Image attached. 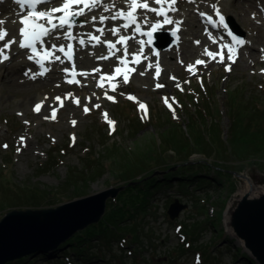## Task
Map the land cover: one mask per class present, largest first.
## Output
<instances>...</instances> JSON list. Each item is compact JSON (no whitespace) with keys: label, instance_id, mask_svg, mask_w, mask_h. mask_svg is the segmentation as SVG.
Returning <instances> with one entry per match:
<instances>
[{"label":"rangeland","instance_id":"obj_1","mask_svg":"<svg viewBox=\"0 0 264 264\" xmlns=\"http://www.w3.org/2000/svg\"><path fill=\"white\" fill-rule=\"evenodd\" d=\"M127 2L120 6L116 0L114 6L118 10H124ZM229 3L235 14L241 18L239 20L234 16L236 22H242V24L238 23V29L245 34L249 45L244 50L243 62L240 60L237 65L231 64L229 60L220 64L209 61L202 49L201 40L197 38L201 35V28L197 32L198 35L194 36L187 32V25L181 24L182 29L178 31L180 39L178 45L170 49L167 48L169 44L164 46V49L168 50L167 53L174 52L173 63L177 68H180L179 71H174L175 76H170L171 72H168L165 66L162 67L164 71L162 78L155 80V61H150L147 69L141 71L143 73L147 71L150 80L152 78L149 85H141L138 79L143 75H139L135 76L131 84L123 85L116 92L96 89L90 91L89 87L79 88L82 92H69L70 87H59L60 81H52L51 91L45 92L42 89L41 94L47 100L53 98L56 103L52 102L54 106L49 105L40 116L36 115L32 107L33 103L37 101L36 99L31 100L28 108L16 105V101L20 100V97L16 98L11 105L0 104V181L14 189L8 190L5 186L0 188V220L7 212L13 210L57 208L87 195L101 193L112 186H122L124 182L114 179V176L108 171L104 176L90 181L86 185L81 180V176L90 166V161L95 164L99 155L108 157L105 147L113 143L120 145L124 151L128 152L131 160L147 161L151 159L152 161L157 154V143L163 140L162 134L164 128L167 127L168 118L173 117L176 121H180L184 129H187L191 123V117L198 118L200 109L206 108L205 104L210 106L212 112V114H205L207 122L210 124L215 120L214 124H216L218 121L222 140L226 142L231 126V114L228 108L230 93L236 89L241 93L242 99L246 97L247 100H250L256 93H264V57L259 49L264 46V39L258 43L264 31V25L261 24L260 19H254L259 1L234 0ZM202 7L205 6L201 2H197L195 5H186L184 14L187 21L185 23L191 20V16L196 18V12ZM224 7L227 11V4H224ZM1 11L2 9H0ZM102 11H105L104 8L97 10L96 16L99 19L101 16L112 17V13L102 14ZM172 15L179 17L177 12ZM92 17L89 18L90 22H93ZM98 25L95 24V27ZM99 27H103L101 23ZM166 32L171 31L166 29ZM187 44L198 49V53L187 59L188 63L181 53ZM94 50L103 53V44L97 49H92V51ZM165 50L162 51L163 54L159 61L165 55ZM85 53L87 52H80L78 57ZM250 55H252L251 58H249ZM196 59L206 60L207 65L195 68ZM14 61L9 67L14 65ZM182 62H186L188 66L191 65L192 71H189L188 67H183L184 70L180 66ZM24 66V64L19 65L18 68L20 76L26 79L23 76L26 69ZM229 66L231 71H226ZM94 67H96L95 63L92 62L86 68L93 69ZM94 83L97 85V81ZM158 84L164 87L158 88ZM66 92L75 96L68 97L65 106L61 107L56 98L57 95H63ZM106 94L114 97V101L107 99ZM165 98H168V104L165 103ZM77 99H79L78 104ZM141 104L146 106L145 110H141L139 107ZM95 105H99V107ZM85 107L89 109L87 114L84 111ZM52 110L59 111L60 116L56 122L49 121L52 119ZM45 117L49 118L45 119ZM153 118L154 122L152 123ZM162 119H166L164 126H161ZM73 121H75V125H73ZM111 124L116 125V129H111ZM141 125L144 128L141 131L137 130L135 126L141 128ZM200 128L204 129L201 123ZM73 137H75L74 141ZM4 145L7 147L5 148ZM217 156L216 153L210 155L195 153L191 155V160L201 161L204 164L206 161L217 162L219 160L231 168L240 165L224 154L222 159ZM166 158L171 160L172 171L178 170L179 165H176L181 160L176 156V152L170 150ZM112 163L113 160L108 158L103 162L108 168ZM210 168L212 170L210 172L204 170L202 176L220 180L221 178L213 172L215 166ZM82 171L84 172L82 173ZM165 174L166 172L157 173L159 177ZM236 174L237 191L232 197L228 194L229 191L221 192L217 187H211L205 191L198 190L194 185L186 188L185 192H181L177 187L179 180L171 179V188L161 190L154 195V209L142 220L143 229L140 228V232L144 234L145 251L141 253V256L139 253L135 255L133 252L131 255L129 252L132 251L131 247L128 245L121 247L120 242L115 241L112 251L110 248L100 247L87 251L85 255L91 258L89 261L79 260L72 252L63 249L58 254L59 258L56 254V257L52 259H49L51 257H41V254H32L28 256L27 264L33 261V264H134V262L139 264H237L234 261L237 251L241 255L239 250L243 248V252H245L243 244L227 231L219 237L221 229H226L224 212L230 204L234 207L237 204L235 200L241 198V179ZM238 174L248 175L260 188L264 189V169L259 166L246 165ZM200 175L197 174V176ZM73 179H76L77 183H80L79 186L86 190V196H73L77 188L74 185H69ZM28 187L34 191H47L49 194L44 199H38L36 203H28L29 201L25 197L14 198V196L24 194V191L21 190ZM210 196L211 199H208ZM176 201L186 205V208L175 220H171L168 211ZM209 216L215 219V228L211 224L206 226ZM198 223H203V226L200 225V227H196L197 230H194V225ZM185 227L188 228V232H194L201 239L192 241L191 236L185 233ZM203 230L204 232H202ZM212 242H216L219 246L218 250L224 248L223 256L217 260L214 257L212 260H207L210 257L209 254L205 255V252L200 249L201 246H207ZM228 245L230 248L227 249ZM48 253L53 254L52 251ZM212 253L217 255V248L212 249ZM115 255L121 259L116 258L115 260ZM66 257H70L68 262Z\"/></svg>","mask_w":264,"mask_h":264},{"label":"trees","instance_id":"obj_2","mask_svg":"<svg viewBox=\"0 0 264 264\" xmlns=\"http://www.w3.org/2000/svg\"><path fill=\"white\" fill-rule=\"evenodd\" d=\"M229 97L228 108L231 114V126L226 142L222 140L221 127L218 121H216V124H214L215 120L210 124L207 122L205 114H212V112L210 106L205 104L206 108L200 109L198 118L196 116L194 118L191 117V123L187 129H184L180 121H176L173 117L168 118L167 127L164 128V133L162 134L163 140L157 143V154L152 161L151 159L147 161L131 160L129 153L115 143L106 146L108 157L99 155L95 164L90 161V166L86 168L85 172L82 171L84 173L81 176V180L86 185L90 181H95L104 176L106 171H108L114 176V179L124 182L122 187L125 188L115 200L108 202L107 212L99 224L78 233L66 244L55 250L53 254H56L57 258H59L58 254L60 251L66 249L76 255L79 260L89 261L91 258L85 255L87 251L96 247L110 248L112 251L113 243L119 241L124 247L128 245V247L132 248V251H129L131 255L139 253V256H141V253L145 251L143 246L144 234L140 232L142 220L154 209V195L161 190L171 188V179L179 180L177 187H179L181 192H185L186 188L194 185L198 190L205 191L211 187H217L221 192L224 190L229 191L228 194L232 197L237 191L235 173H240L246 165H257L264 169V93H256L250 100H247L246 97L242 99L241 93L235 89L230 93ZM165 123L166 119H162L161 126H164ZM200 123L204 127L203 130L200 128ZM135 127L139 131L144 128L143 125H141V128ZM170 150L175 151L176 156L181 160L176 165H179L178 170L175 171H172L171 160L166 158ZM195 153H207L209 155L216 153L220 159H222L224 154L226 157L235 160L241 167L232 166L231 168L219 160L217 162L206 161L205 164L201 161H193L191 160V155ZM107 158L113 160L109 168L103 164ZM211 166H215L213 172L221 178L220 180L202 176L204 170L209 172L212 170ZM158 172H166V174L159 177V174L157 175ZM197 174L201 175L197 176ZM77 182L76 179H73L69 183V185L77 187L73 196H86V190L82 189L79 186L80 183ZM4 186L8 190H14L0 181V188ZM21 191H24V194H19L14 196V198L25 197L28 199V203H36L38 199H44L49 194L47 191H34L31 187L24 188ZM208 199H211V196ZM201 210L202 207L200 208ZM207 224H211L215 228V219L209 216L206 220V226ZM200 225L203 226V223L195 224L194 230H197L196 227H200ZM187 229L185 227V233L191 236L192 241L201 239L194 232H188ZM224 234L225 230L221 229L219 237ZM207 246L200 247L205 252V255L209 254L210 257L207 260H212L213 257L217 260L223 256L224 248L223 250H218L219 246L216 242L207 244ZM215 248H217V255L212 253V249ZM226 248L228 249L230 246L228 245ZM239 252L241 255L237 251L235 263L256 264L247 253L242 252L241 248ZM114 258L115 260L116 258L121 259L117 255ZM171 258L174 259L175 257ZM28 261L29 257L10 264H27ZM33 262L29 264H33ZM134 264L139 263L134 262Z\"/></svg>","mask_w":264,"mask_h":264},{"label":"water","instance_id":"obj_3","mask_svg":"<svg viewBox=\"0 0 264 264\" xmlns=\"http://www.w3.org/2000/svg\"><path fill=\"white\" fill-rule=\"evenodd\" d=\"M236 175L252 180L248 175ZM124 188L112 186L57 208L7 212L0 220V264L54 251L76 234L99 224L106 214L108 202L115 200ZM235 201L237 204L223 214L225 231L243 244L245 252L257 264H264V193L257 196L241 194ZM185 208L186 205L178 201L172 204L168 212L171 219L175 220ZM228 210L230 215L226 221Z\"/></svg>","mask_w":264,"mask_h":264},{"label":"snow or ice","instance_id":"obj_4","mask_svg":"<svg viewBox=\"0 0 264 264\" xmlns=\"http://www.w3.org/2000/svg\"><path fill=\"white\" fill-rule=\"evenodd\" d=\"M0 2H2V0H0ZM14 2L19 4L21 7H23L24 5H27V7L29 9L27 18H22L20 20V23L22 25H24V27H22L20 29V35H21V37H23V39L19 42V47H20V49H31L33 55H36L37 54V49H36L35 45L38 42H41L43 37L49 35L50 32H53L58 27L59 28H64V27L71 28L73 26V24H72L73 17L84 14V10L83 9L80 10L79 12H71L70 9H71V7L73 5H79V4L82 3V4H84V8L85 9L91 10L90 5L91 6H96L100 2V0H65V3L63 4L62 7L53 8L49 12L37 11L36 10V6L37 5H41V4L51 3L52 0H14ZM154 2L156 4H161L162 0H154ZM175 2H176V0H171V3L169 4V10H175L174 7H173ZM190 2H191V0H190ZM137 7L144 8L147 11H150V12H156L157 15L164 14L165 20L168 23H171V21L167 20V14L166 13H162V12L157 11L156 9L149 8L146 3L138 5L137 4V0H132V11H130L128 13H124L123 11L118 12L115 15H113L111 19L116 20L117 18H119V19L125 20L126 22L124 23L123 27L125 28V30H127V28L129 26H131L132 24L136 23L134 12H135V9ZM105 10L107 11L108 9H105ZM57 12L64 13V15H62L60 17L54 16V13H57ZM216 13H217V16H219V20H220L221 25H223L224 27H227L224 24V17L219 14V10L218 9H216ZM201 15L203 16L204 14L201 13ZM107 19H108L107 17L101 16L99 22L101 24H104ZM41 20H46L48 26L46 27L44 24H41L39 22ZM92 21L95 22L96 21V17H92ZM209 22L210 23L212 22L211 18H209ZM3 23H4V21L0 20V25H2ZM180 23H182V22L181 21H176L177 26ZM95 31L99 32L101 36H103V34H104V29L103 28H97V29H95ZM111 31H112L113 35H118L119 34V29L118 28L111 29ZM136 32L141 34V35H145L146 34V35L149 36V38H151V35H152L151 32H149V33L141 32L140 27H139L138 24H137V27H136ZM229 35H231V33H229ZM6 36H7V31L2 29V28H0V41H3ZM64 38L68 39V40L73 39V37L71 35V32H67L65 34ZM133 38L134 37L120 36L118 41H117V43L125 45V56H127L126 42H127L128 39H133ZM57 39H59V37H57ZM89 39L91 41H95L96 44L100 43L99 37H97V36L90 35ZM233 40L239 45H243V43H244L243 41L237 40L235 37H233ZM14 43H16V41L15 40H11L8 43H6L3 48H0V62H4V61L9 59V56L5 55L4 53H5L6 50H10L11 45L14 44ZM198 43L199 42L197 41V44ZM80 44L84 45V41L82 39L80 40ZM105 45L110 50V52H111L112 49L115 48V44H113L111 42H108V41H105ZM93 46H95V44ZM52 47L54 49L56 48L55 45H53ZM142 47H143V45H142ZM58 50L60 52H65L64 46H60V48ZM141 50H142V48H141ZM72 54H73V46H72V44H69L67 46V52H65V55L71 60ZM205 54H207L209 56H213V54L208 52L207 49L205 50ZM44 55H45V57H47L48 55H50V53L45 51ZM232 56H233L232 50L229 49L228 59L232 63H234L235 60L232 59ZM102 58H106V57H102ZM29 59H32V57L30 56ZM57 59H59V58L57 57ZM49 62H51V61H49ZM133 62H135V57H134V61ZM221 62H223V61L221 60ZM120 63L124 64V63H127V61L122 59L120 61ZM196 63L197 64H204V61H196ZM205 66H206V64H205ZM41 68L43 69V64H41ZM188 70L192 71V66L191 65L188 66ZM116 71L119 73L120 69L117 68ZM160 71H161V69L159 68V66H157V70H156L157 77L159 76ZM226 71H231V67L230 66L227 67ZM65 72L67 74L68 70L65 69ZM25 74L27 75L28 73H25ZM44 74L45 73L42 70L41 71V75H44ZM81 75H84V73H81ZM141 75H143V73H141ZM34 78L35 77H33V79ZM109 79H111V77H109ZM173 79H175V78H173ZM69 82L71 83L73 81H69ZM124 82L125 83L128 82V77L127 76L124 77ZM157 87L159 88V87H164V86L158 84ZM113 90H115V86H113ZM106 98L114 101V97L107 96V94H106ZM129 98L132 99V97H129ZM56 99L59 100L60 98L57 97ZM76 102H77V104L79 103V101H76ZM165 103L168 104V98H165ZM62 106H63V104L61 103V107ZM95 106L99 107V105H95ZM40 107L41 106L38 105L34 109V111L39 112ZM139 107L141 108V110H145L146 109V106L143 105V104L139 105ZM169 107H171V105H169ZM84 111L87 114L89 109L87 107H85ZM48 118L49 117H45V119H48ZM51 118L52 119L55 118V111H53ZM72 123H73V125H75V121H73ZM72 139L74 141L75 137H73ZM21 140H23V138H21ZM4 147L6 148L7 145H4Z\"/></svg>","mask_w":264,"mask_h":264},{"label":"bare ground","instance_id":"obj_5","mask_svg":"<svg viewBox=\"0 0 264 264\" xmlns=\"http://www.w3.org/2000/svg\"><path fill=\"white\" fill-rule=\"evenodd\" d=\"M225 4H227L228 13L230 14V18H231V24H232L234 30L236 31L234 24L236 26H238V23L242 24V22H238V21L236 22V20H234V16L237 17L239 20H241V18L238 17L237 15L233 14L234 11L231 8L229 1L225 2ZM11 8L13 10L10 9L6 13H4V12L0 13V20L4 21V23L2 25H0V28L2 27L3 29H5L7 31V36L9 38L17 39L18 33L21 29V23L19 21V17L16 15L17 12H16L15 8H13V7H11ZM4 10H6V9H4ZM103 14H105V13H103ZM231 15H233V18ZM242 21L243 22L245 21L244 18ZM105 23L109 24V20H106ZM187 26H188L187 28H188L189 32L198 35L197 32L200 29V25H199L198 20L194 16H191V20L188 21ZM84 30L88 31V28H84ZM198 37L201 39L203 44L207 43L208 40L206 37H204L202 35H199ZM263 39H264V31L262 32L259 40H263ZM0 43L3 44L2 41H0ZM130 44H132L134 47H137L136 42H131ZM159 44H161V40H160ZM17 45H18V41L16 40V43L12 44L10 49L16 48ZM6 51H8V50H6ZM167 52H168V50H165V55L163 56L164 58L162 61H163L164 67L165 66L167 67V71L171 72L170 74H172V73H174L175 70L179 71L180 68H177L176 64L173 63L172 59H173V53L174 52H172V51L169 53H167ZM181 53L183 54L184 60H186L188 63L189 61L187 59L192 57L193 54L198 53V49L193 48V47H191V45L187 44ZM169 55H171V56H169ZM251 56L252 55H250L249 58H251ZM253 57H255V54H253ZM244 58H243V60H244ZM22 59H23L22 56H20V55L17 56L15 58L14 65L12 67H9V65H7L4 62H0V104L11 105V104H13V101L16 98L20 97V100L16 101V105L19 107L28 108V106H30L31 100L36 99L37 101L35 103H33L32 107L35 109L38 105L41 106L39 112L35 111L36 115L40 116L44 113L43 110L45 108H48L49 105L53 106V104L55 103L53 98H50L47 100L43 97V94H41L42 89H44L45 92H48V90H50L53 78L49 77L48 80L38 79V81H33V79H29V80L24 79L23 77L20 76V71L18 68L19 65H23L25 63ZM153 59H154V57L151 56L150 60L153 61ZM243 60H242V62H243ZM81 61L84 64V67H88L89 64L93 62L91 57H88V56L82 57ZM111 64H112V61H108V62L101 63L100 66L103 67L104 69H109L111 67ZM183 67H188V65L184 64ZM143 68H145V67H141V69H143ZM138 82H141V85H143V84L149 85L151 83V80L148 76V73L146 72L144 77H140L138 79ZM169 84H171V83H169ZM138 87L140 88V84L138 85ZM88 90L91 91V90H94V88L92 86H90L88 88ZM59 100H61V99H59ZM52 102H53V104H52ZM57 120H58V118L56 120L50 119L49 121L50 122H56ZM240 179H241L240 188H241V194L242 195H244L246 193H250L252 196H257L258 194L264 193V189L260 188L252 180H249L246 178H240ZM228 208L230 210L231 205H229ZM229 210L226 214V218H225L226 221L228 220L229 215H230ZM35 254H41V253H35ZM40 256L41 257H51L49 259L56 257V255L52 254V253H44V254H41Z\"/></svg>","mask_w":264,"mask_h":264}]
</instances>
